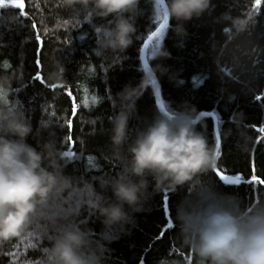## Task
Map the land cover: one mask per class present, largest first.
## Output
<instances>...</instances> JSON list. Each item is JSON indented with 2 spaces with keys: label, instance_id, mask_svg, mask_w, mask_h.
I'll list each match as a JSON object with an SVG mask.
<instances>
[{
  "label": "trees",
  "instance_id": "trees-1",
  "mask_svg": "<svg viewBox=\"0 0 264 264\" xmlns=\"http://www.w3.org/2000/svg\"><path fill=\"white\" fill-rule=\"evenodd\" d=\"M4 1L0 80L9 82V102L23 109L33 129L47 119L58 146L73 153L64 169L73 186L62 199L101 245L105 264H205L183 243L174 220L175 206L192 190L191 184L154 194L146 211L132 213L129 225L105 229L94 214L96 194L111 197L105 179L120 171L109 144L112 95L142 75V45L163 19L158 1L140 0L133 44L123 54L108 52L103 58L92 51L94 27L109 18L77 20V11L61 7L58 0H22L23 10ZM153 8L158 15L151 19ZM169 23L175 21L167 22L146 51L148 65L161 63L176 73L174 81L167 75L159 78L162 107L167 111L183 101L195 105L197 115L205 114L198 120L201 130L215 147L213 122L207 117L213 113L219 135L215 168L242 177L239 184L224 185L210 170L195 183L234 194L242 206L264 202V184L258 182L264 179V0L259 5L256 0H212L208 13L185 24L182 41ZM160 43L171 55L157 61L152 52ZM57 63L62 65L61 79L53 82L48 73ZM156 110L149 88L136 101L130 130L143 127ZM27 142L35 144L31 135ZM55 229V222L38 218L22 237L0 242V264H43V249Z\"/></svg>",
  "mask_w": 264,
  "mask_h": 264
},
{
  "label": "clouds",
  "instance_id": "clouds-1",
  "mask_svg": "<svg viewBox=\"0 0 264 264\" xmlns=\"http://www.w3.org/2000/svg\"><path fill=\"white\" fill-rule=\"evenodd\" d=\"M61 7L74 9L77 20L109 18L96 25L93 54H123L137 36L135 17L140 0H58ZM212 0H163V15L173 33L182 41L185 24L209 12ZM158 12L152 10L151 19ZM162 46L152 59L168 58ZM62 65L48 73L61 79ZM174 81L176 73L161 63L149 65L139 81L126 83L112 95L115 109L110 117L111 156L120 171L106 178L111 191L106 198L97 193L94 214L105 229L129 225L132 213L146 211L147 201L164 189L176 190L191 184L192 190L175 206L174 220L183 243L205 264H264V202L242 206L231 193H222L195 178L212 170L217 155L196 120L195 105L183 101L167 111L157 109L143 127L129 128L136 115V101L147 89L156 87L161 76ZM243 114H240L242 118ZM200 124V129L197 124ZM53 124L41 119L36 129L16 103L9 102V82L0 80V242L20 238L38 218L55 222V233L43 249V264H105L101 245L75 217L74 209L62 199L73 186L66 174L67 154L53 132ZM32 136L35 144L27 142Z\"/></svg>",
  "mask_w": 264,
  "mask_h": 264
},
{
  "label": "water",
  "instance_id": "water-1",
  "mask_svg": "<svg viewBox=\"0 0 264 264\" xmlns=\"http://www.w3.org/2000/svg\"><path fill=\"white\" fill-rule=\"evenodd\" d=\"M158 1V0H157ZM6 2L4 1L3 4H5ZM21 3H22V0H21ZM160 4V7L162 9V3H163V0H159L158 2ZM2 5V4H1ZM19 8V7H18ZM23 9V8H21ZM163 12V11H162ZM162 23L165 25L167 23V21L164 20V15H163V19H162ZM162 30V29H161ZM160 30V31H161ZM156 31V30H155ZM153 31V32H155ZM151 35V34H150ZM149 35V36H150ZM149 36L146 38L145 42L147 43H143L142 45V48H141V51H140V62H141V65H142V68L144 70H148V62H147V59H146V51H147V47L149 45V43L157 36H153L151 39H149ZM226 73H228V71H226ZM152 91H153V95H154V99H155V104H156V107L157 109H163L162 107V104H161V101H160V92H159V88H158V85L154 88H152ZM164 110V109H163ZM202 113L201 114H198L196 116V120L198 121L201 117H202ZM207 117L211 118L212 122H213V128H214V133H215V138H216V146H215V150L216 152L218 151V148H219V135H218V127H217V120H216V117L214 115H207ZM213 171L215 172L216 174V170H215V167L213 168ZM218 179H219V176L217 175ZM220 180V179H219ZM220 182L224 185H236V184H233V183H225L223 181L220 180Z\"/></svg>",
  "mask_w": 264,
  "mask_h": 264
},
{
  "label": "snow or ice",
  "instance_id": "snow-or-ice-1",
  "mask_svg": "<svg viewBox=\"0 0 264 264\" xmlns=\"http://www.w3.org/2000/svg\"><path fill=\"white\" fill-rule=\"evenodd\" d=\"M8 2H9L10 4H13V5L19 7V8H23V7H24L23 3H21V0H8ZM158 2H159V0H158ZM256 2H257V5H259L260 0H256ZM3 3H4V0H0V4H3ZM164 20L167 21V16H166V15L164 16ZM164 26H165V25H164L163 23H161L160 26L156 29V31L151 33V35L149 36V39H151L153 36L158 35L159 32H160V30H161ZM37 39H39V37H37ZM145 43H147V42H145ZM94 99H95V98H94ZM258 99H259V98H258ZM202 115H205V114L202 113ZM207 115H211V113H209V114H207ZM66 154H67V156H71V155H73V153H71V152H66ZM216 155L219 156V152H216ZM216 175H218V176H219V179H220L221 181L225 182V183L239 184V183L241 182V179H242V177H240V176H236V175H226V174H224V173H222V172H219V171L216 172ZM251 179H252L253 181H257V180H258V177L255 176V175H253V176L251 177ZM258 182H259L260 184H264V179H259Z\"/></svg>",
  "mask_w": 264,
  "mask_h": 264
},
{
  "label": "bare ground",
  "instance_id": "bare-ground-1",
  "mask_svg": "<svg viewBox=\"0 0 264 264\" xmlns=\"http://www.w3.org/2000/svg\"><path fill=\"white\" fill-rule=\"evenodd\" d=\"M8 4H10L9 2H7ZM6 4V3H5ZM10 5H13V4H10ZM14 7H16V8H18L17 6H15V5H13ZM20 10H23V9H21L20 8ZM167 22H168V20H167ZM162 23V20H161V22H160V24ZM160 24L157 26V28L160 26ZM166 25H167V23L165 24V26L162 28V30L159 32V34L163 31V29L166 27ZM156 28V29H157ZM155 29V30H156ZM152 90V89H151ZM155 100V99H154ZM160 101H161V98H160ZM162 104V103H161ZM212 115H214L213 113H211ZM215 170L216 171H218L216 168H215ZM212 171H213V169H212ZM213 173L215 174V172L213 171ZM215 176L217 177V175L215 174ZM217 179H218V177H217ZM219 180V179H218ZM220 181V180H219Z\"/></svg>",
  "mask_w": 264,
  "mask_h": 264
}]
</instances>
